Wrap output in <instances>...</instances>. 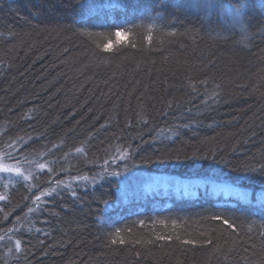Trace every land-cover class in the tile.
Masks as SVG:
<instances>
[{
	"label": "trees",
	"instance_id": "obj_1",
	"mask_svg": "<svg viewBox=\"0 0 264 264\" xmlns=\"http://www.w3.org/2000/svg\"><path fill=\"white\" fill-rule=\"evenodd\" d=\"M137 2L0 0V157L33 173H0V264H264V13L242 39L215 11ZM138 172L250 202L199 189L130 212L116 190Z\"/></svg>",
	"mask_w": 264,
	"mask_h": 264
},
{
	"label": "rangeland",
	"instance_id": "obj_2",
	"mask_svg": "<svg viewBox=\"0 0 264 264\" xmlns=\"http://www.w3.org/2000/svg\"><path fill=\"white\" fill-rule=\"evenodd\" d=\"M202 9H205L201 7ZM206 10V9H205ZM97 11L90 9L88 14H94ZM0 164H3L0 157ZM7 174V173H4ZM1 175V174H0ZM182 178L174 174L167 173H142L130 174L120 180L118 188L116 190L117 200L116 204H119L120 208L126 207L130 212H141L145 209L144 204L141 201H147L153 211H159L167 208L171 205V198H179L182 196H195L200 191L208 190L215 196H220L222 199H239L240 197L250 202L251 194L245 191L244 188L238 185L215 182L209 179H196L186 180L182 182ZM226 184V185H225ZM240 190H239V189ZM246 192H244V191ZM245 194V195H244ZM256 197L251 202L258 209L256 212H264V191L258 192ZM222 201L223 205H236L233 201ZM242 202V200H241ZM143 205V206H142ZM118 211L116 216H120ZM10 242V240H8Z\"/></svg>",
	"mask_w": 264,
	"mask_h": 264
},
{
	"label": "snow or ice",
	"instance_id": "obj_3",
	"mask_svg": "<svg viewBox=\"0 0 264 264\" xmlns=\"http://www.w3.org/2000/svg\"><path fill=\"white\" fill-rule=\"evenodd\" d=\"M180 3H184L188 7H195V8H205L212 11H215L218 16L222 17L225 23L226 29H233V28H239V31L241 32L242 39H247V20L246 18L249 15L250 8L254 2V0H178ZM255 3L259 4L260 10L262 13H264V0H255ZM82 7L84 5H81ZM136 9H143L145 11L150 9V4L146 3L145 0H138L137 3L133 5ZM151 31V29H149ZM88 35H91V33H87ZM97 35H101L100 33H97ZM127 33L124 31L123 28H117L115 31V36L117 38L126 36ZM119 42V41H118ZM99 46V45H98ZM112 44L111 42L104 45V50L109 51L111 50ZM8 148H11L12 145H8ZM76 152H82V148H77L75 150ZM8 156H11L10 153H6ZM121 159L124 157L121 156ZM26 159V158H25ZM28 163H34L29 161ZM107 163V162H106ZM36 168L40 170H44L47 165L46 163H36ZM250 171H256V169H250ZM0 173H10L15 174L16 176L23 177L24 180H28L33 173L31 170H28L27 175H25V172L21 170V167L19 166H9L6 164H0ZM110 175L118 176L120 173L118 172H112ZM11 181H7L4 184V187H8V183ZM55 191V189H53ZM50 192H43L41 193V196H47L50 195ZM41 196H36L34 198V203H37L41 200ZM7 197L5 195L0 194V200H5ZM264 207V205H262ZM35 209L32 207H29L27 212L32 213ZM25 216H27V213H25ZM216 219H221L220 217H215ZM20 220V217H17V221ZM225 224L228 225L229 228H233L234 226L229 223L228 220L223 221ZM15 229H9V231H14ZM39 231V229H37ZM118 234V233H117ZM123 243V240L120 241ZM112 243H116V240H113ZM186 243H191V241H186ZM16 251H21V241H16Z\"/></svg>",
	"mask_w": 264,
	"mask_h": 264
}]
</instances>
